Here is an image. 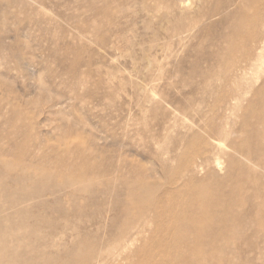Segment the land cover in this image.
Wrapping results in <instances>:
<instances>
[{
    "label": "bare ground",
    "instance_id": "6f19581e",
    "mask_svg": "<svg viewBox=\"0 0 264 264\" xmlns=\"http://www.w3.org/2000/svg\"><path fill=\"white\" fill-rule=\"evenodd\" d=\"M179 3L171 0L164 18L175 35L196 22ZM218 11L207 16H220L218 48L209 67L200 72L196 66L202 81L190 85V101L208 100L212 116L205 120L200 110L202 125L176 134L185 153L174 172L167 163L162 175L121 160L99 163L90 146L71 152L83 157L80 163L53 161L45 140L28 135L27 127L14 133L21 142L11 138L18 110L5 117L0 109V264H121L146 235L138 264H227V255L248 260L243 238L264 232V0H226ZM247 74L261 85L243 88ZM237 108L241 121L227 131ZM80 164L96 182L80 184L74 174ZM123 191L133 204L121 201ZM157 249L167 255L156 260Z\"/></svg>",
    "mask_w": 264,
    "mask_h": 264
},
{
    "label": "rangeland",
    "instance_id": "374dc122",
    "mask_svg": "<svg viewBox=\"0 0 264 264\" xmlns=\"http://www.w3.org/2000/svg\"><path fill=\"white\" fill-rule=\"evenodd\" d=\"M169 1L0 0V109L5 117L15 109L16 118L23 116L8 130L11 138L21 142L14 133L27 127L28 135L45 140L43 148L46 154L51 148L53 161L65 157L74 164L79 158L80 163L82 156L70 155L90 146L99 163L103 158L121 160L140 172L153 169L161 175L167 163L174 172L185 153L174 143L176 134L196 131L203 122L198 112L207 115L205 120L212 116L208 100L190 101V85L202 81L200 72L210 66L218 48L220 16H207L226 0H180L196 21L181 35L164 19ZM220 74L227 79L225 72ZM261 75L263 79L264 70ZM254 76L247 74L242 87L260 86L262 80L254 83ZM52 104L56 106L50 108ZM242 112H232L227 131L235 130ZM36 154L41 158L43 151ZM86 170L83 164L74 170L81 185L97 181L86 177ZM119 198L130 201L125 191ZM263 233H248L242 240L252 261L227 255V264H264ZM143 240L130 247V259L121 264L139 263L149 236ZM149 255H142L143 260ZM152 255L160 260L167 254L157 249Z\"/></svg>",
    "mask_w": 264,
    "mask_h": 264
}]
</instances>
